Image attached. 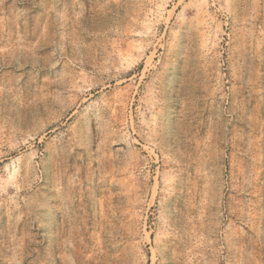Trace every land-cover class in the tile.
<instances>
[{
    "label": "rangeland",
    "instance_id": "rangeland-1",
    "mask_svg": "<svg viewBox=\"0 0 264 264\" xmlns=\"http://www.w3.org/2000/svg\"><path fill=\"white\" fill-rule=\"evenodd\" d=\"M0 264H264V0H0Z\"/></svg>",
    "mask_w": 264,
    "mask_h": 264
}]
</instances>
